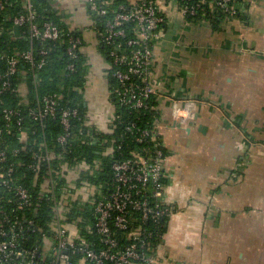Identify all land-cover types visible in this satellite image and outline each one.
Here are the masks:
<instances>
[{
  "label": "built area",
  "instance_id": "2783aa9c",
  "mask_svg": "<svg viewBox=\"0 0 264 264\" xmlns=\"http://www.w3.org/2000/svg\"><path fill=\"white\" fill-rule=\"evenodd\" d=\"M255 1L85 0L89 15L94 13L104 21L97 37L109 47V74L116 80L110 93L131 110L159 111L162 96L153 70V45L162 35L167 9H176L188 23L206 20L216 8L226 13V20H233ZM13 4L17 10L7 14L6 7ZM9 18L10 27L18 29H11L10 34L27 39L29 46L0 52V264H156L167 213V142L160 111L142 127L137 125L138 115L126 122L122 135H131L134 147L128 156L113 159L107 191L91 199L92 238L79 235L73 230L75 225L68 223L75 169L71 171L64 160L74 133L70 120L77 116V108L59 106L54 94L35 93L30 99L25 81L16 86L11 82L19 65H25L22 77L44 65L48 49L42 43L57 39L60 31L50 20L39 23L33 0H0V25ZM91 22L93 26L92 18ZM67 36V52L74 57L80 37L70 31ZM10 92L19 95L20 105L4 103L3 96ZM165 98L171 127H184L195 119V99L177 96L175 90ZM46 119H56L60 125L54 143L57 150L44 140L27 146L28 138L36 134L35 125L42 128ZM114 119L115 104L109 125ZM5 135H13L22 146H3ZM128 144L121 140L107 153L118 150L124 156L120 149ZM26 149L30 161L9 160V151L16 155ZM79 192L78 204H85L87 193Z\"/></svg>",
  "mask_w": 264,
  "mask_h": 264
},
{
  "label": "crops",
  "instance_id": "0c3cea01",
  "mask_svg": "<svg viewBox=\"0 0 264 264\" xmlns=\"http://www.w3.org/2000/svg\"><path fill=\"white\" fill-rule=\"evenodd\" d=\"M51 5L82 31L88 122L104 130L113 113L110 69L85 0ZM166 14L153 45L167 142V213L156 264H264V0L249 6L246 20L218 29L188 23L176 9ZM173 90L196 101L187 126H170L165 97Z\"/></svg>",
  "mask_w": 264,
  "mask_h": 264
},
{
  "label": "trees",
  "instance_id": "16d2710c",
  "mask_svg": "<svg viewBox=\"0 0 264 264\" xmlns=\"http://www.w3.org/2000/svg\"><path fill=\"white\" fill-rule=\"evenodd\" d=\"M38 13L39 23L50 20L59 28V36L55 40H47L42 43L48 49V55L46 62L42 67L36 70L34 74L30 76L22 77L20 70L25 69V65H19V71L12 75L11 82L14 86L20 81H25L28 94L31 99L33 94L39 95L54 94L58 98L59 106H69L71 108H77L78 114L72 117L70 120V127L73 130V135L70 141L67 142V152L65 159L68 162L69 169L74 170V178L70 181L69 192L73 200L71 199L72 207L68 212V223L75 225L74 231H77L79 235L90 239L92 238V222L93 216L90 210L91 199L98 198L101 192L107 191L109 187V181L112 177L111 162L115 158H121L129 155V152L134 147V142L128 137L122 135L124 126L129 120H136L138 115L137 125L139 127L144 126L149 121H152L154 115H158L159 111L156 109H141L131 110L124 105L117 102L114 95H112L113 104H115V119L106 129H99L94 125L89 124L87 115V106L84 98V87L86 84V74L88 72L89 64L87 63L86 56L80 50V47L84 44L82 38V31L78 29H71L65 22L63 16L54 9L51 5V0H33ZM18 6L13 4L6 7V13L12 15ZM248 10L245 12L239 11L236 15V19L246 20ZM93 20V29L98 36L103 30V20L94 13H90ZM226 13L220 8L214 9L206 20L213 29H218L222 26V23L228 21L225 19ZM192 22H201L200 20H192ZM10 18L4 21L2 29L0 31V52L6 51L11 53L15 48H26L29 46V41L25 38H16L10 34V30L18 29L10 27ZM71 32L74 36L80 37V43L75 48V56L71 57L67 52V47L70 44L68 42L67 32ZM101 52L107 57L109 47L104 43L99 42ZM37 47L40 43H35ZM109 60V57H107ZM69 64H72V68H69ZM109 82V88H113L116 80L110 74H107ZM34 80V81H33ZM4 103L10 106L20 105V97L15 92L7 93L3 96ZM153 101L151 104H154ZM37 131L35 135L28 138L27 146L36 145L40 140H44L50 147L54 146L55 136L60 131V125L56 119H46L44 126L41 128L39 125H35ZM122 140V143L129 142L128 145H123L118 150H113L114 153L108 154L109 148L115 149L117 143ZM3 146H22L18 139L13 135H5L2 140ZM136 144V143H135ZM140 147V145H139ZM36 148V147H35ZM141 148V147H140ZM29 152L22 150L16 155L10 154V161H30ZM81 164L86 166L85 169L78 168ZM85 185L87 199L85 204H78L79 189ZM166 217L163 223V232L165 230Z\"/></svg>",
  "mask_w": 264,
  "mask_h": 264
},
{
  "label": "rangeland",
  "instance_id": "374dc122",
  "mask_svg": "<svg viewBox=\"0 0 264 264\" xmlns=\"http://www.w3.org/2000/svg\"><path fill=\"white\" fill-rule=\"evenodd\" d=\"M68 17H69V18H70V17H73V14H72L71 12H69V13H68ZM89 17H90V16H89ZM69 23L71 24V23H72V20L69 21ZM69 23H68V24H69ZM70 24H69V25H70ZM85 189H86L85 185L81 186V190H82V191H84Z\"/></svg>",
  "mask_w": 264,
  "mask_h": 264
}]
</instances>
